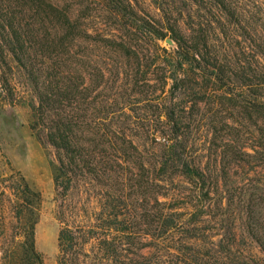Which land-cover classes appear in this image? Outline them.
Masks as SVG:
<instances>
[{"label":"trees","instance_id":"obj_1","mask_svg":"<svg viewBox=\"0 0 264 264\" xmlns=\"http://www.w3.org/2000/svg\"><path fill=\"white\" fill-rule=\"evenodd\" d=\"M151 1L158 18L138 5L141 0H39L48 34L13 17L3 23L8 32L1 44L33 94L32 128L54 149L58 264H264L245 255L237 213L229 211L249 209L251 221L243 228L258 235L261 180L248 194L228 189V167L239 156L231 148H215L203 163V156L183 143L175 110L165 114L163 132L169 138L162 144L145 142L144 128L138 141L132 139L130 121L113 111L121 100L114 90L141 92L150 86V73L174 85L187 80L189 67L196 65L210 68L215 80L236 75L243 91L262 102L264 118V72L247 57L236 70L217 45L232 30H246L254 51L264 57V37L258 35L264 32L259 21L264 14L255 9L256 15L246 18L242 0ZM92 6L102 23L93 20ZM151 36L169 37L175 45L170 53L163 48L167 56L157 69L156 61L146 58ZM262 150L264 161V145ZM19 178L14 197L1 196L9 217L0 222V264H43L35 241L41 194L22 174ZM252 243L264 251V239Z\"/></svg>","mask_w":264,"mask_h":264},{"label":"rangeland","instance_id":"obj_2","mask_svg":"<svg viewBox=\"0 0 264 264\" xmlns=\"http://www.w3.org/2000/svg\"><path fill=\"white\" fill-rule=\"evenodd\" d=\"M52 1L61 4L60 0ZM242 1L247 5L246 18L250 14L256 15L255 9L261 10L264 14V0ZM151 2V0H141V4L138 5L147 8L146 10L154 15L156 12ZM38 4L39 0H0V36L8 32L3 28V23L10 17L16 19V23L27 22L35 32L37 29L46 35V29L48 34L50 30L41 26L40 22L43 13L45 14L43 17H46L47 12L42 8L39 15ZM178 6L181 7V3H178ZM44 7L49 10L46 3ZM91 15L94 16L93 20L97 24L102 23L101 15L96 11L95 6H92ZM159 16V14L155 15L157 18ZM259 21L264 24L263 18ZM245 31L236 33L232 30L223 36V43L220 40L217 45L226 49L227 56L232 60V66L236 70H239L238 62L242 65L247 57L252 60L256 69L264 72V57L254 51L253 42L247 40L250 34ZM258 35L264 37V32L258 30ZM214 39L217 41L218 36H214ZM163 48L170 53L175 49V45L169 37L157 39L151 36L150 50H146V58L152 63L156 61V67L153 66V69H157L159 63L167 56ZM5 52L8 51L0 41V216H2L0 222L7 223L3 221V216L9 217V213L4 214L2 211L1 196L10 194L12 198L14 197L15 193L12 189L17 188L18 179L22 174L30 186L41 194V199L36 204L38 207L35 234L37 252L43 264H58V235L61 224L58 217L59 202L54 189L52 162L54 149L44 145L32 128L34 102L32 91L23 80L21 70H18L20 67L18 62ZM194 67L192 70L189 67L187 80H179L174 85L172 80L164 83V80L158 78L156 74L150 73L152 76L147 79L150 86L141 92L124 93L114 90V96L120 97L121 100L113 107V111L130 121L128 125L129 129H132V139L138 141L139 137L136 135L144 128L148 134L145 142L162 144L169 138L163 132L165 114L175 110L182 119L183 143L189 146L193 154L203 156V163L207 162L210 153H215V148L219 151L224 147L231 148L232 153L239 156L238 162H231L228 167L230 177L228 189L231 193L243 191L245 192L243 194H248L246 191H249L247 189L255 180H261V191L264 192V161L261 160L264 118L258 106L262 102L256 100L251 93L243 91L241 80L236 75L215 80L210 78V68L197 67L194 70ZM241 155L244 158H241ZM231 161H234V158ZM239 161L243 166H239ZM162 200L166 198L162 197ZM230 208V212L237 213L238 236L243 241L241 245H247L245 255L254 257L260 262L264 261V251L252 243L264 239V207L255 209L257 223L254 222L262 226L256 236L253 233L251 236L246 228L245 230L243 228L251 221L247 215L250 210L243 213L245 207ZM8 222L9 225L13 224V220Z\"/></svg>","mask_w":264,"mask_h":264}]
</instances>
